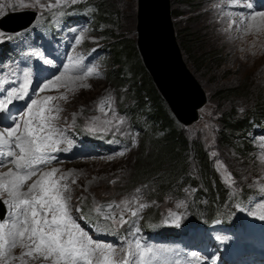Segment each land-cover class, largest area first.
I'll list each match as a JSON object with an SVG mask.
<instances>
[{
  "label": "rangeland",
  "instance_id": "374dc122",
  "mask_svg": "<svg viewBox=\"0 0 264 264\" xmlns=\"http://www.w3.org/2000/svg\"><path fill=\"white\" fill-rule=\"evenodd\" d=\"M171 1L174 13L173 21L179 22L182 30L194 26L195 31L206 32H203L205 35L203 34L204 36L201 38L202 42L207 46L221 50L219 65L215 66L214 64L206 69H201L198 66L196 71L193 64L184 57L188 67L201 82L207 94V103L199 111V120L190 126H184L175 119L146 70L137 47V1L136 10L133 13L131 1L124 0L125 6L120 5L123 10L119 19L112 17L109 18V23L106 25L100 24L99 12L97 11L95 31H91L89 27L86 30L81 29L79 35L84 39L82 46L84 49L102 45L113 54L115 51L123 53L126 57L125 61L121 67H118L113 65L112 55L109 56V61L103 65L105 74L97 80L65 76L60 77L59 81L55 80L56 83L53 85L57 91L54 94L63 109L61 121L64 124L71 123L75 128L96 129L95 131L102 138L109 131L128 135L132 124L133 110L139 108L135 94L137 95L143 90L142 99L147 105L144 106L147 111L145 113L155 110L159 104L160 111L157 112L163 114L161 110L162 107L164 108L188 138L190 147L196 143L202 146L203 153L206 154L211 170L215 175L213 181L220 180L223 185L233 190L246 193H264V134L257 136L259 141L255 143L256 134L251 127L248 139L237 138L231 146H224L223 142L225 143V141L220 139V132L224 129L223 111H229L232 106L228 103L219 104L214 97L212 98L220 89H230L239 85L248 87L253 92L258 91L259 95L264 93L263 19L256 16V20H253L252 17L257 13L250 15L243 12L239 8L238 0ZM82 3L94 4L95 0H75V3L72 0H0V41L3 35L1 23L15 14H30L31 17L24 25L16 27L14 30H19L28 25L33 18L37 20L42 16L43 33L50 37L53 35L67 36L78 23ZM66 12L69 15H65ZM56 18L61 19L62 28L65 30L64 34L60 32V29L57 30L58 32H47L46 24ZM112 19L116 23H113ZM121 70H124L121 80H125L122 86L120 79L111 78V74L121 73ZM79 83L84 84L81 86L86 89L81 87L76 92L78 87L74 88V86H78ZM80 90L81 92H79ZM248 93L245 96L249 97ZM254 101L235 98L233 106L242 115L252 110ZM105 106H107L106 109H104ZM145 113H141V116H145ZM254 120L255 118H251V125H253ZM261 121L256 123L260 130H264V124ZM161 136H164V133H161ZM138 142L140 143V134L138 135ZM237 143L250 145L255 153L240 154L241 149L236 146ZM139 152V145H135L133 148L124 149L115 158L65 161L53 167L58 169L57 179L62 176L66 177V179L61 180V184L68 186V191L65 194L70 197L73 217L75 205L82 206L92 213L94 209L105 205L112 208L111 216L117 217L121 214L128 216L131 209L137 210L138 214L135 217L131 216L125 218L123 222L120 221L126 229L122 235L119 233V226L112 227L108 223L97 222L93 231L87 230L79 222L80 220L85 222L90 220L86 210L79 209L76 211L78 219L74 218L93 240L109 243L115 247L114 259L118 264L126 258L132 259L128 257V250L131 246V251L134 253L136 242L144 247L152 246L151 239L145 238L146 234L141 227L145 216L146 219L152 220L151 217L158 215L159 218L153 220L163 221L168 213L176 210L182 211L179 220L185 227H188L193 224L194 215L198 214L190 211L191 208L187 206L188 202L183 201L182 197L195 200L198 195L197 192L205 190V177H203L201 167L198 164L199 158H197L195 151L189 157L190 177L195 185L184 187L181 195L168 192L162 196L153 197L152 192L157 191V188L153 186L155 182L153 180L150 183V187L154 188L153 190H146V186L140 187V183L131 187L129 180L132 179L133 168L139 162L135 159ZM195 188H198L197 192ZM176 190L174 189V191ZM21 191L28 192V189L24 186ZM160 197L162 200L159 199ZM10 199L11 197L7 192L0 194V202L9 212L7 221L14 211L6 203ZM142 205L143 207H141ZM261 209H264V206ZM177 227L182 228L183 226L179 224ZM206 233L208 235L205 236V245L202 247V251L210 253L208 258L210 263L214 262L216 258L222 257L223 252L226 257L235 256V261L238 264L257 263L250 242L240 241V245L230 244L215 227ZM225 234L232 240L239 241L234 234ZM195 239H199V236L197 235ZM28 251V248L18 243L16 247L7 249V255L0 259V264H52L50 258L45 260L36 252L29 256L27 255ZM183 251L188 264L189 262L197 264L198 260L203 258V253L200 250L192 252L194 250H191L189 246L183 247ZM171 256L172 246L167 244L159 259L153 261V264H168ZM136 262L142 264L138 258H136Z\"/></svg>",
  "mask_w": 264,
  "mask_h": 264
},
{
  "label": "snow or ice",
  "instance_id": "6c2138e0",
  "mask_svg": "<svg viewBox=\"0 0 264 264\" xmlns=\"http://www.w3.org/2000/svg\"><path fill=\"white\" fill-rule=\"evenodd\" d=\"M72 2L75 3V0ZM256 16L264 18V13H257L252 19L255 20ZM59 80L60 77H56V81ZM56 81L45 83L41 91L50 88ZM11 99L0 100V110L11 103ZM53 99L49 96L44 101H31L25 114L28 118L24 121L23 132H20V124L17 123L0 133V145L14 144L20 153H7L17 171L0 174V194L7 192L11 199L6 203L14 209L13 222H0V259L7 255L6 247L11 249L19 243L29 249L27 255L39 253L45 260L50 258L52 264H94V261L95 264H118L114 259L115 247L93 240L72 216L70 197L65 194L68 186L61 184L66 177L55 178L58 169L44 172L30 185L28 192L21 191L27 180L37 175L35 166L50 163L55 159L51 153L60 151L63 133L51 124L54 118L45 115L49 110L45 104ZM57 135L60 139H54ZM131 215L135 217L137 212L133 211ZM111 219L123 222L124 216L113 215ZM128 257L132 259L126 258L119 264H137L136 258L142 264H153L159 259L155 250L139 242H136L134 253L129 246Z\"/></svg>",
  "mask_w": 264,
  "mask_h": 264
},
{
  "label": "trees",
  "instance_id": "16d2710c",
  "mask_svg": "<svg viewBox=\"0 0 264 264\" xmlns=\"http://www.w3.org/2000/svg\"><path fill=\"white\" fill-rule=\"evenodd\" d=\"M130 1L132 3V11L135 13L137 0ZM121 4L125 6L124 0H95L93 5L96 11L99 12L100 24L106 25L109 23V18L111 19L112 17H118L119 19L123 10L120 7ZM172 15L174 19L173 11ZM112 21L116 23L115 20L112 19ZM174 26L184 57L188 62L193 64L195 71L198 69V66L201 69H206L212 67L214 64L215 66L219 65L218 61L221 59V50L207 46L202 42L201 38L206 32L195 31L194 26L187 30H182L179 22L176 21H174ZM109 54L112 55L113 65L121 67L125 61V55L118 51H115L114 54L109 52ZM195 61L197 62L195 63ZM123 75L124 70H121V73L111 74V78L114 80L120 79L122 86L125 81L121 80ZM136 88L139 89V87ZM142 92L137 95L135 94L139 108L133 110L134 112L131 115V126L137 127L140 133V152L135 157L139 162L133 168V175L132 179L129 180V184L132 185L131 187H134L140 183V187L146 186V190L157 188L155 193L152 192L153 197L162 196L168 192L181 195L184 187L195 185L191 181L189 162L190 154L195 151L197 158H199L198 164L201 167L203 177H205V190L197 192L198 195L192 206L198 214H205L208 219H212L214 216L222 213V209L226 207L230 197V188L223 185L220 180L213 181L215 175L211 170L206 154L203 153L202 146L196 143L193 147H190L188 138L163 107L161 110L163 114L157 112L160 111L158 103V107L155 110L145 113L147 112L145 109L147 105L142 99ZM257 92L250 91L248 87L239 85L230 89H220L212 96V98L216 99L217 103L223 105L224 103H228L232 106L229 111H223L222 120L224 129L220 132V139L225 141V143L223 142L224 146H231L237 138L241 140L248 139L247 135L253 126L250 122L251 118H255V122L264 120V93L259 95ZM246 93L249 94V97L245 96ZM235 98L255 100L252 110L240 115L236 107L233 106ZM141 113H145V116H141ZM161 133H164V136H161ZM236 146L240 147V154L242 155L255 153V150L252 151L248 144L237 143ZM152 180L155 181L153 189L150 187ZM174 189L177 190L174 191ZM182 198L184 199V197ZM159 199L162 200L161 197ZM152 218L158 219L159 216L155 215Z\"/></svg>",
  "mask_w": 264,
  "mask_h": 264
},
{
  "label": "water",
  "instance_id": "95a60500",
  "mask_svg": "<svg viewBox=\"0 0 264 264\" xmlns=\"http://www.w3.org/2000/svg\"><path fill=\"white\" fill-rule=\"evenodd\" d=\"M136 18L137 47L153 83L178 123L194 124L207 103V94L184 59L174 26L172 1L137 0ZM5 213L0 208L2 218Z\"/></svg>",
  "mask_w": 264,
  "mask_h": 264
},
{
  "label": "bare ground",
  "instance_id": "6f19581e",
  "mask_svg": "<svg viewBox=\"0 0 264 264\" xmlns=\"http://www.w3.org/2000/svg\"><path fill=\"white\" fill-rule=\"evenodd\" d=\"M260 13H262V12H260ZM264 13V12H263ZM31 17V15L30 14H22V15H17V16H11V17H9V18H7L6 20H4L2 23H1V26L3 27V29L4 30H6V31H10V32H13V31H16V30H14L16 27H19V26H22V25H24L26 22H27V20H29V18ZM258 18H262V17H260V16H257ZM34 19V18H33ZM263 20V22H264V18H262ZM256 20V19H255ZM253 21V20H252ZM258 21V20H257ZM154 24V23H153ZM153 27V26H152ZM23 28V27H22ZM21 28V29H22ZM25 28V27H24ZM20 30V29H19ZM149 31L151 32V33H153V29H151V28H149ZM155 31V30H154ZM150 33V34H151ZM156 46H158V43L157 44H155ZM63 77V76H62ZM66 77V76H65ZM85 80V79H84ZM81 85H84V84H81V83H79L78 84V86H74V88H76V87H78L77 89H76V92H78V90L81 88V87H83V86H81ZM83 89H86L85 87H83ZM79 92H81V90L79 91ZM66 164V163H65ZM9 171H11V170H5V171H3V172H0V174H7ZM7 178V177H6ZM23 192H25V191H23ZM102 208V207H101ZM109 209V208H108ZM110 213V212H109Z\"/></svg>",
  "mask_w": 264,
  "mask_h": 264
}]
</instances>
